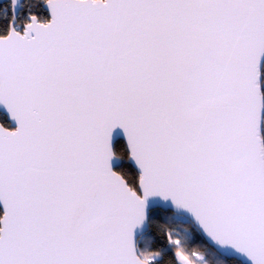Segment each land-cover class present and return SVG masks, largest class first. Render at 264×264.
Here are the masks:
<instances>
[{"label":"snow or ice","instance_id":"1","mask_svg":"<svg viewBox=\"0 0 264 264\" xmlns=\"http://www.w3.org/2000/svg\"><path fill=\"white\" fill-rule=\"evenodd\" d=\"M0 264H264V0H0Z\"/></svg>","mask_w":264,"mask_h":264},{"label":"trees","instance_id":"2","mask_svg":"<svg viewBox=\"0 0 264 264\" xmlns=\"http://www.w3.org/2000/svg\"><path fill=\"white\" fill-rule=\"evenodd\" d=\"M4 2L6 3V2H7V0H4Z\"/></svg>","mask_w":264,"mask_h":264}]
</instances>
